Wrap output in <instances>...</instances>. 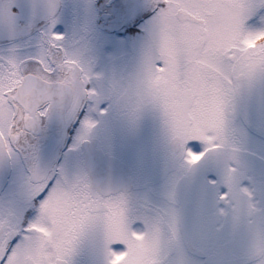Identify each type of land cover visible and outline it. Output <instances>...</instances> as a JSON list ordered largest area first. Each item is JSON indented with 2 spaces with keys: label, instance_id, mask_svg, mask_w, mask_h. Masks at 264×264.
Returning <instances> with one entry per match:
<instances>
[{
  "label": "snow or ice",
  "instance_id": "6c2138e0",
  "mask_svg": "<svg viewBox=\"0 0 264 264\" xmlns=\"http://www.w3.org/2000/svg\"><path fill=\"white\" fill-rule=\"evenodd\" d=\"M0 264H264V0H0Z\"/></svg>",
  "mask_w": 264,
  "mask_h": 264
}]
</instances>
